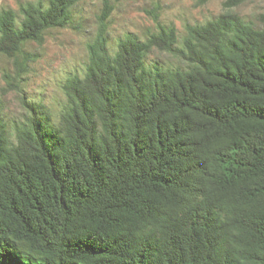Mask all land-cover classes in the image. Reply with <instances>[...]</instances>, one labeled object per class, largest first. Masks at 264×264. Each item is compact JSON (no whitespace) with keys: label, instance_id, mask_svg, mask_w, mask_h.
Returning a JSON list of instances; mask_svg holds the SVG:
<instances>
[{"label":"trees","instance_id":"trees-1","mask_svg":"<svg viewBox=\"0 0 264 264\" xmlns=\"http://www.w3.org/2000/svg\"><path fill=\"white\" fill-rule=\"evenodd\" d=\"M78 1L0 10L8 88ZM247 1L182 37L153 14L112 49L104 0L58 119L22 95L10 122L0 99V264H264V14L245 20Z\"/></svg>","mask_w":264,"mask_h":264},{"label":"rangeland","instance_id":"rangeland-1","mask_svg":"<svg viewBox=\"0 0 264 264\" xmlns=\"http://www.w3.org/2000/svg\"><path fill=\"white\" fill-rule=\"evenodd\" d=\"M34 0H0V10H18L20 4ZM113 12L109 20V40L112 49L128 34L145 39L156 31L153 14L159 16L162 25L173 26L179 36L185 35L187 25L203 24L215 19L222 11L224 0H109ZM104 0H79L73 9L75 27L48 31L40 46L30 44L32 54L30 69L22 75V95L34 103L49 108L55 119L59 118L66 103L62 86L65 80L82 74L88 63V44L98 29L97 16ZM247 21H256L264 14V0H249L237 9ZM149 60L164 66H182L179 60L165 53L154 51ZM13 62L0 56V99L5 105V117L13 122L25 115L20 93L7 87L4 74L14 76Z\"/></svg>","mask_w":264,"mask_h":264}]
</instances>
